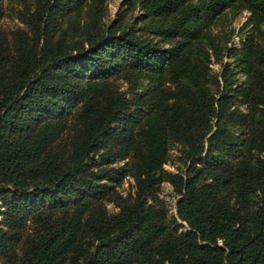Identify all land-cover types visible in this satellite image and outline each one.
Listing matches in <instances>:
<instances>
[{
	"label": "trees",
	"instance_id": "trees-1",
	"mask_svg": "<svg viewBox=\"0 0 264 264\" xmlns=\"http://www.w3.org/2000/svg\"><path fill=\"white\" fill-rule=\"evenodd\" d=\"M32 1L21 27L0 32V264H264V114L226 107L232 80L222 70L212 94L190 47L235 0H128L141 4L148 31L179 38L166 47L105 30L104 0ZM239 1L259 29L264 0ZM83 8L90 21L79 31ZM249 47L251 75L235 91L264 103V50ZM124 66L168 71L175 89L126 96L108 81ZM170 139L192 159L184 178L163 167ZM128 174L133 196L116 187ZM167 178L183 228L157 193Z\"/></svg>",
	"mask_w": 264,
	"mask_h": 264
},
{
	"label": "rangeland",
	"instance_id": "rangeland-1",
	"mask_svg": "<svg viewBox=\"0 0 264 264\" xmlns=\"http://www.w3.org/2000/svg\"><path fill=\"white\" fill-rule=\"evenodd\" d=\"M24 2H33L32 0H0V32L9 31L10 29L18 28L23 25L19 19V11ZM128 0H104L103 13L100 17L99 24L105 30L120 31L124 28L131 29L138 33L141 37L156 42L161 46H169L175 44L179 38L172 39L161 38L148 31L147 18L143 17L144 10L141 4L137 2L133 6L129 5ZM83 8L78 16L79 31L84 29L83 23H89L90 18L86 15ZM250 9L247 4L235 0L230 5L222 8L215 13L210 21V24L205 28L202 35L191 42V52L197 62L201 63L203 75L201 81L205 84L209 91L216 97L219 96V91L222 89V70H226L227 75L232 80V85L229 88L230 97L226 102V107H237L247 115L253 112L257 117L264 114V103L251 104L250 99H245L243 95L237 94L235 88L239 84L246 85L249 72L248 66L243 63L244 50H249L251 46L258 47L264 50V20L261 22L260 28H254L249 21ZM10 37V33L6 34ZM84 37V36H83ZM106 53V49L102 50V54ZM84 64V62H83ZM126 65V64H125ZM227 68V69H226ZM110 81L116 89L124 92L126 96L131 94V91H149L155 95V88L160 86L164 90H174L176 82L172 81L168 71L163 74H158L147 69H133L130 66H124V69L115 71L108 75ZM81 102L74 104L66 114L69 119L70 126L78 125L79 120L76 118L78 107ZM215 118L211 125H214ZM213 128H215L213 126ZM234 134L243 136L248 127L239 126V123H234L231 127ZM207 141L205 140V144ZM184 144L176 139H170L168 158L163 164V167L169 173L185 177L186 171L192 163L191 158H187L183 153ZM100 152V150H99ZM99 152L95 154L97 161H100ZM205 153V150L201 155ZM198 158V156H197ZM130 157L119 158L112 162L103 163L106 166L117 167L130 161ZM201 166L200 163L193 164L191 169H196ZM134 178L132 175H125L116 187L123 196H133L135 191ZM159 197L164 201L168 217H174L175 223L179 228H183L184 221L177 218L176 215V200L179 196L176 185L167 179L160 182L157 191ZM2 199H0V210ZM109 212H116L118 207L111 201L107 202ZM174 215V216H173ZM182 225V226H181Z\"/></svg>",
	"mask_w": 264,
	"mask_h": 264
}]
</instances>
